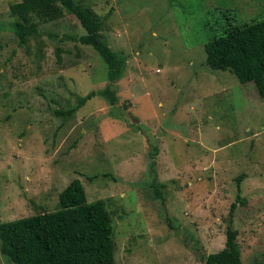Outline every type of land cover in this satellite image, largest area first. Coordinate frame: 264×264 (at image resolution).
I'll return each mask as SVG.
<instances>
[{
	"label": "rangeland",
	"instance_id": "rangeland-1",
	"mask_svg": "<svg viewBox=\"0 0 264 264\" xmlns=\"http://www.w3.org/2000/svg\"><path fill=\"white\" fill-rule=\"evenodd\" d=\"M19 1L0 0V222L56 209L77 178L109 213L114 264H204L234 202L241 262L264 264V97L210 69L203 50L225 18H264V0H77L124 56L112 80L65 11L33 17L20 44L9 10ZM89 91L70 115L54 113ZM0 264L15 263L0 253Z\"/></svg>",
	"mask_w": 264,
	"mask_h": 264
},
{
	"label": "trees",
	"instance_id": "trees-1",
	"mask_svg": "<svg viewBox=\"0 0 264 264\" xmlns=\"http://www.w3.org/2000/svg\"><path fill=\"white\" fill-rule=\"evenodd\" d=\"M9 10L15 18L10 25L20 44L37 31L33 17L47 22L65 11L77 19L84 31L73 40L90 45L102 57L109 80L124 69V56L103 41V17L77 0H20L10 4ZM225 20L222 32L203 43L205 64L210 69L228 70L239 83L251 81L258 95L264 97V18L241 24ZM108 90L106 86L98 93L106 94ZM93 95L94 91H89L77 97L75 105L55 109L54 113L66 117ZM240 179L241 175L235 178L238 201L242 200ZM234 208L235 203H230L223 248L208 253L204 264H242L232 227ZM113 251L112 226L104 202H88L77 178L58 193L56 209L0 222V253L15 264H114Z\"/></svg>",
	"mask_w": 264,
	"mask_h": 264
}]
</instances>
